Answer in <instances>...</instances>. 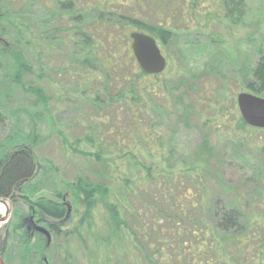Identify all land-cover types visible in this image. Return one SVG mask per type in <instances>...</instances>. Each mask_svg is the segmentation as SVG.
<instances>
[{
  "label": "trees",
  "instance_id": "obj_1",
  "mask_svg": "<svg viewBox=\"0 0 264 264\" xmlns=\"http://www.w3.org/2000/svg\"><path fill=\"white\" fill-rule=\"evenodd\" d=\"M143 1L162 6L166 2L0 0V72L4 70L6 80L11 79L23 91L47 102L41 81L50 78V56L58 54L64 62L57 75L65 78L73 72L72 83L78 82L80 94L93 104L95 116L111 107L114 120L121 112L129 121V134L148 141L150 134L141 123L151 121V108L149 102H141L138 83L154 75L140 69L131 50L130 33L145 32L165 43L173 31L162 25L146 24L130 12ZM244 5L245 0H224L225 15L232 24L241 21ZM84 7L95 8L96 13ZM124 8L129 9L127 14L120 12ZM9 68L10 75L6 72ZM28 75H35L39 85L27 86L24 79ZM246 88L257 95L264 93V56L255 65ZM144 90L146 95H156L149 86ZM238 117L240 126H249ZM86 139L89 143L93 137ZM79 141L70 144L72 151L92 155L105 166L106 172L97 182L76 176V204L81 208L79 211L76 207L78 218L68 217V206L61 202V195V199L42 198L33 205L29 203L37 213L54 220V238L62 239L44 248H54L50 250L52 264H247L249 246L259 259H264V227L260 225L264 220L261 216L258 221L254 219V195L233 187L238 193H234L228 205L217 210L213 204L220 173L212 164L207 138L189 157L193 164L190 169L178 174L174 172L175 165H168V173L153 174L154 170L138 161L133 152L121 151V155L120 143L116 145L118 158L104 159L99 151L79 150ZM37 142L21 143L9 151L0 147V198L15 199L19 195L24 201L23 185L39 166L33 151ZM117 159L132 162L137 172H120ZM157 179L167 186L162 198L149 194L148 187ZM176 180L179 188L186 183L183 196H174L168 188ZM258 182L264 183V174L258 176ZM256 195L263 200L264 191L261 189ZM208 214L211 221L205 220ZM67 224L71 228L63 230ZM227 236L230 237L225 241Z\"/></svg>",
  "mask_w": 264,
  "mask_h": 264
},
{
  "label": "rangeland",
  "instance_id": "obj_2",
  "mask_svg": "<svg viewBox=\"0 0 264 264\" xmlns=\"http://www.w3.org/2000/svg\"><path fill=\"white\" fill-rule=\"evenodd\" d=\"M223 7L224 0H166L163 6L143 1L130 11L146 24L162 25L173 31L167 42L157 40L167 59L166 69L138 83L141 102H149L151 108V121L141 123L150 134L148 141L129 134V121L121 112L114 120L111 107L95 116L93 104L82 98L78 82L72 83L73 72L65 78L57 75L64 62L58 54L50 56V78L41 81L47 102L23 91L11 79L6 80L4 70L0 72V147L9 151L21 143L38 140L33 151L39 165L23 185L24 201L19 195L15 199L0 198V256L5 264L53 263L54 248H44L62 239L58 241L51 232L49 243L39 231L26 233L23 222L33 215L46 224L54 222L37 213L32 205L42 198L61 199L60 195L61 202L70 205L68 217L78 218L76 207L79 211L81 208L76 204V176L97 182L106 169L92 155L72 151L70 144L77 140L79 150L99 151L104 159L118 158L116 145L120 143L121 155L133 152L138 161L154 170L153 174L169 172L168 165H175L174 172L178 174L190 169L193 164L189 157L207 138L212 164L220 173V183L213 194L217 210L228 205L234 193H238L232 188L240 187L239 192L254 195V219L258 221L261 216L264 220V198L256 197L261 189L264 191V183L258 182V176L264 174V129L240 126L238 116H242L237 104L238 94L253 93L246 87L255 65L264 56V0H245L244 15L238 25L226 17ZM84 9L96 13L95 8ZM128 10L120 12L127 14ZM24 82L27 86L39 85L35 75L26 76ZM147 86L156 95H146ZM259 96L264 97V93ZM115 107L118 112L119 104ZM90 135L93 140L88 143L86 137ZM116 165L120 172H137L128 160L117 159ZM179 185L177 180L168 185L174 196H183L187 191L183 190L186 183L180 188ZM166 187L157 179L148 187L149 194L162 198ZM205 220L211 221L210 214ZM43 222L38 226L47 228ZM260 225L264 227V222ZM70 228L67 224L63 230ZM248 252L247 264H264V259H259L250 246Z\"/></svg>",
  "mask_w": 264,
  "mask_h": 264
},
{
  "label": "water",
  "instance_id": "obj_3",
  "mask_svg": "<svg viewBox=\"0 0 264 264\" xmlns=\"http://www.w3.org/2000/svg\"><path fill=\"white\" fill-rule=\"evenodd\" d=\"M130 39L133 55L144 72L156 75L166 69L167 59L154 36L141 31H133L130 33ZM237 104L242 119L247 125L264 129V97L250 92H241L237 96ZM67 206L70 211V205ZM36 229L45 234L48 242H51V231L49 229L41 226H37ZM0 264H5L1 256Z\"/></svg>",
  "mask_w": 264,
  "mask_h": 264
},
{
  "label": "flooded vegetation",
  "instance_id": "obj_4",
  "mask_svg": "<svg viewBox=\"0 0 264 264\" xmlns=\"http://www.w3.org/2000/svg\"><path fill=\"white\" fill-rule=\"evenodd\" d=\"M43 220L44 219H41L40 220L39 218H36L34 215L31 218L24 220L23 226H26L25 227L26 228V231L25 232L28 233V231H37L36 227L38 225H41V223L43 222ZM43 223L46 224V221L43 222ZM46 225H48L47 229H49L52 233H54L53 232V229L51 228V222L50 221H49V223L47 222ZM32 233L34 234V232H32Z\"/></svg>",
  "mask_w": 264,
  "mask_h": 264
}]
</instances>
